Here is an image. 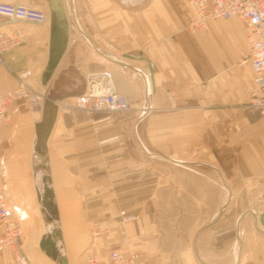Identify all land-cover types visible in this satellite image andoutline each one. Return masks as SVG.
Here are the masks:
<instances>
[{"label": "crops", "instance_id": "crops-1", "mask_svg": "<svg viewBox=\"0 0 264 264\" xmlns=\"http://www.w3.org/2000/svg\"><path fill=\"white\" fill-rule=\"evenodd\" d=\"M12 1L42 6L46 12L50 11L52 14L50 0ZM61 2L69 23L65 36L66 44L50 79L45 84L42 79L51 62L54 50L51 39L56 26L22 21L8 22L6 18L3 19L6 21L3 29L8 30L10 26L23 29L24 41L3 55L5 64L0 63V93L15 88L16 73L30 67L37 82L47 88L50 96L48 99H51L39 109L36 108L38 110L21 101L14 102L8 120L0 126V149L5 155L3 187L5 192L7 191L6 194L11 192L16 200L24 198L22 209H32L33 214L36 212L33 205L31 206L32 203L26 204V198L31 195L32 199L30 198L28 203L34 199L30 182L32 174L36 179L37 190L39 175L45 182V173L40 174L38 171L40 164L37 160L46 158V155L51 159V154L53 160H59L56 152L50 150V145L61 126L62 119L56 116L48 135L49 122L54 115L50 112L48 104L83 93L86 88V73L91 70L110 69L118 90L125 93L131 102L140 103L143 97L146 101L142 103V108L139 107L141 116L136 120L98 116L78 119L74 121L75 124L70 123L69 127L65 124V127L69 128V132L67 128L69 139L66 138L64 141V157L102 160L106 145V149L111 150L112 160L114 158L119 160L120 129L131 125L135 126L137 133L135 137L139 145L149 156L160 157L177 164H204L211 169L219 170L212 161L201 163L188 161L182 159V155L186 150L202 146L204 150L207 149L209 159L215 158L217 95L231 102L249 104L254 80L251 64L250 67L247 65L232 67V63L225 65L227 62L234 60L235 63L240 59L237 56L228 58L225 47L222 48L216 40L218 29L215 26L207 35L188 34L189 18L195 12V8L188 0L166 1L174 8V16L180 18L179 24L182 23V27L185 28L177 37L154 45L151 42V35L145 30L129 29L127 37L120 34L119 0H61ZM74 14H79L82 19L79 27L81 34H78L75 21H72ZM218 19L210 20L208 27L212 21ZM236 26L238 31L239 27ZM237 33L240 36L242 31ZM207 38H215V41L209 44L212 39L209 41ZM246 38L248 40L247 34ZM165 52L169 58L178 57L181 62L178 76L165 75V70L169 69L161 63ZM216 52L217 54L222 52L224 56H218L217 59ZM149 62L152 63L153 73ZM216 63L222 65L218 73L215 70ZM199 70L204 72L200 74ZM162 74L167 78L159 83ZM73 79L75 82H72ZM168 89L171 91L169 95L173 93V89L179 91L174 102L166 96ZM142 123L145 126L144 139L137 129ZM73 146L76 148L74 153L78 152V155L73 154ZM246 157L247 146L237 142L230 159L244 161ZM52 163L54 175L50 176L54 182L59 166L55 162ZM5 169L15 182L7 183L4 180ZM221 174L223 175L222 172ZM45 184L42 185L43 188ZM24 190L26 193H23ZM54 191L59 214L62 215L61 235L64 236L68 248V254L64 255L67 256L68 264H74L72 249L74 244L83 241L79 228H75L76 224L69 226L71 218H75L77 214L75 204L69 203L63 209L58 200L60 190L54 187ZM228 196L226 202H196L191 213L188 212L190 216L186 217L184 213L181 224L177 222L176 228L170 232L160 231L159 236L155 234L157 227L152 212L150 210L140 212V219L130 222L128 227L131 238L128 250L141 254L137 264H264V224L261 222L264 209L258 207L254 209L251 202H231V191ZM117 213L105 219L103 216L95 218L100 220L96 225L112 222L110 232L102 233V238L100 236L98 241L101 246L96 248L103 257H106L110 250L117 248L121 242L119 232L121 227L119 228V222L115 221ZM32 216L28 226L30 232L34 233L38 228H43L44 223L42 218ZM163 224L165 227L169 225L167 221ZM2 228L3 226L0 227V234L3 232ZM8 250L0 252L3 253L0 254V264H13L12 251L7 252Z\"/></svg>", "mask_w": 264, "mask_h": 264}, {"label": "rangeland", "instance_id": "rangeland-1", "mask_svg": "<svg viewBox=\"0 0 264 264\" xmlns=\"http://www.w3.org/2000/svg\"><path fill=\"white\" fill-rule=\"evenodd\" d=\"M166 1L137 0L135 2H125L124 0H119L121 12L120 34L127 37L129 29L145 30L148 35H151L152 45L167 42L177 37L185 26L182 27V23L179 24L180 18L177 19L174 16V8H171V5H168ZM35 7L43 8L37 5ZM47 12L51 16L50 11ZM130 14L132 17H130ZM1 19L3 20L4 18ZM72 21H75L78 34H81L79 31L80 23L82 22L80 15L74 14ZM50 24V22H47L45 25L49 26ZM236 25L239 27L238 31H242L241 35L244 34L243 37L238 35ZM213 26L218 29L216 31V40L219 41V45L222 48L223 46L225 47V53L228 58L232 59L237 56L241 60L243 55L249 51L248 40L246 38V34L248 36V27L237 18L214 20L207 29L196 32L186 31L190 36L200 33L207 35L210 34ZM211 39L207 38V40H211L209 44L215 41V38ZM211 50L214 51V49ZM166 53L164 54L165 57H163L165 61L161 62L166 69L169 68L165 70V75L167 77L170 74L178 76L181 62L178 60V57L169 58ZM218 56H224V54L219 52L216 55L217 59ZM227 64L235 67V65L249 66L250 63L241 64L240 61L234 63L233 60L232 62H227L225 65ZM216 66L215 70L218 73L220 71L219 67H222V65L216 63ZM173 68H176V70H173ZM200 72L202 74L204 71L201 70ZM166 76L160 75L159 83L163 79H166ZM72 82H75V80L73 79ZM34 85L41 90H46L48 98H50L45 86L37 82V80L36 82L34 81ZM170 92L168 89L166 93L167 98L170 96ZM178 93V89H173L171 95L174 96V100L178 96ZM232 93L234 94V92ZM75 96L66 100H60V102H49L48 108L50 112L57 114V118L62 119L61 126L57 129L50 145V150L56 152L59 160H53V154H51V159L47 158L46 155V158L37 160L40 164L38 171H40V174L45 173L44 179L46 182L50 186L57 187L60 190L58 200L62 204L63 209L69 203L75 204L77 214L75 218H71L72 222L69 223V226L72 227L73 224H76L75 228H79V234L83 236V241L74 244L72 249L73 258L75 259L74 264H82L88 254V250L94 240V228L98 226L96 225L97 221H100L95 220L97 216H103L105 219L118 212L115 221L119 222V228L126 227L128 231L126 239L120 234V244L124 242L125 246L129 249L131 238L128 227L130 223L123 224L120 222L119 212L121 210H127L138 215V219H140V212L145 213L144 210H150L152 218L156 222L157 229L155 234L159 236L160 231L164 233L166 231L170 232L176 228L177 222L181 224L185 214L186 217L190 216L196 202H226L230 191L231 202H251L254 209L257 207L261 210L264 209V115L258 110L251 109L248 104L231 102L217 95L215 102L217 120L215 158L209 159L207 149L204 150L202 146L186 150L182 155V159L188 161L200 163L212 161L219 168V170H214L204 164H177L167 159L149 156L139 145L135 137L137 135L135 126L131 125L121 127L120 129L119 160L115 158L112 160L111 150L106 149V145L103 150L102 160L99 158L82 159L79 157L70 159L69 157H64V141L66 138L69 139L67 128L70 126V123L75 124L74 121L78 119L88 117L91 119L98 116L136 120L141 116L139 107L142 108V103L146 101L145 97H143L140 103L131 102L132 109L126 112L88 113L72 107V104L75 102ZM229 104L232 106H229ZM65 124H67V128ZM144 127L143 123L137 127L142 139H144ZM71 136H74L73 132ZM237 142L247 146V157L244 161L230 159ZM72 150L73 154L78 155V152L74 153V150H76L74 146ZM1 154L4 171L5 155L2 151ZM52 162H55L59 166L54 182L52 181V176H50L54 175ZM4 175L6 176L4 180L7 183L9 181L11 183L15 182L7 173V170L4 172ZM48 176L51 177V182ZM35 180L32 174L30 182L33 188L32 194L34 199L28 203L31 195L29 198H26V204L30 205L32 203L31 206L33 205V208L36 210L34 214L32 213V209H22L23 207L21 206L24 198L16 200L11 192L8 191L9 194L7 193L9 200L16 208L17 214L22 217V223L25 228V250L32 264H37V262L40 264H64L60 256L55 260L40 247V241L44 234L51 237L50 235L54 233L55 228L61 230L62 215L60 216L59 213L54 214L49 208V204H45V202H49L50 200L45 197V190L42 186L45 182H43L42 176L39 175L37 179L38 190ZM23 193H26V191L24 190ZM54 200L56 201V197ZM96 205L97 208H95ZM188 212L190 213L188 214ZM32 215L42 218L44 223L43 228H38L34 233L30 232L28 226L29 220L33 218ZM166 221L169 223L168 227H165L163 224ZM0 227H2L1 224ZM97 240L99 241V237ZM57 244L62 254L68 252L64 236L57 239ZM98 247H95L93 252L98 253L96 249ZM7 252L11 251L8 250Z\"/></svg>", "mask_w": 264, "mask_h": 264}, {"label": "built area", "instance_id": "built-area-1", "mask_svg": "<svg viewBox=\"0 0 264 264\" xmlns=\"http://www.w3.org/2000/svg\"><path fill=\"white\" fill-rule=\"evenodd\" d=\"M195 8L188 22V30L196 32L207 29L209 21L222 18L240 19L248 27L249 51L240 60L241 64L250 63L254 71L253 86L250 92L251 109L264 115V0H188ZM8 22L22 21L34 24L50 22L49 14L43 9L16 1L0 0V63L5 64L4 53L24 41L23 29L10 26L3 29ZM17 86L0 93V126L8 120L11 105L16 101L27 104L30 108L41 107L48 95L34 85L35 74L32 68L26 67L16 73ZM85 91L75 96L72 107L88 113L126 112L132 109L130 98L119 91L114 75L110 69L91 70L86 73ZM174 101V96H169ZM138 215L127 210L119 212L120 222L128 224L138 219ZM0 252L12 251L13 264H32L25 250V228L22 217L17 214L15 206L9 200L3 187L2 154L0 151ZM111 222H104L94 228V240L82 264H137L141 254L130 251L124 242L110 250L106 257L93 252L98 247V237L111 230ZM120 234L126 239L128 231L122 227Z\"/></svg>", "mask_w": 264, "mask_h": 264}, {"label": "water", "instance_id": "water-1", "mask_svg": "<svg viewBox=\"0 0 264 264\" xmlns=\"http://www.w3.org/2000/svg\"><path fill=\"white\" fill-rule=\"evenodd\" d=\"M50 1H51V5H52V19L54 20V22H52V24L56 26V31L52 35V39H51V45H52L54 50L52 52L51 62L48 64V70L44 74L43 79H42V82L44 84L50 79L51 73L57 65L58 58L60 57L61 53L63 52V49H64L65 44H66L65 36H66L67 30H68V26L64 22L65 20L63 19L62 15L60 16V14H59V13H62L61 9H63V5H62L61 0H58L57 2H53V0H50ZM58 9H60L61 12L58 11ZM128 56H130V55L128 54ZM149 67H150L151 72L153 73L154 70H153V66H152L151 62H149ZM56 116H57V114H54L53 117L51 118L50 122H49L48 135L51 133V129H52V127L55 123V120H56ZM48 178H49V181L51 182V177L48 176ZM45 183H46L44 186L45 197L50 200L49 202H45V204H49V208L51 209V211L54 214H58L59 210H58L57 202L54 200V198H55L54 188L52 186H50L49 183L46 182V180H45ZM50 236L51 237L47 236V234H44L43 238L40 241V247L49 256H52L55 260L58 259V257L60 256L62 259V262L64 264H68L67 256L60 252V249H59L58 244H57V239L62 236L61 230L59 228H55L54 233L51 234Z\"/></svg>", "mask_w": 264, "mask_h": 264}, {"label": "bare ground", "instance_id": "bare-ground-1", "mask_svg": "<svg viewBox=\"0 0 264 264\" xmlns=\"http://www.w3.org/2000/svg\"><path fill=\"white\" fill-rule=\"evenodd\" d=\"M58 0H53V2H57ZM62 6V5H61ZM62 8V7H61ZM58 11H60V9H58ZM61 11H62V13H59L60 14V16L62 15V17H63V19L65 20L64 22L67 24V26L69 27V23H68V20H67V17H66V15H65V11H64V9H61ZM60 11V12H61ZM59 17V16H58ZM55 18V17H54ZM50 21H51V24H52V22H54V20L52 19V14H51V16H50ZM261 222L264 224V214H262L261 215ZM41 254V253H40ZM40 260V259H39ZM38 260V261H39ZM37 264H40V263H38L37 262ZM45 264V263H44Z\"/></svg>", "mask_w": 264, "mask_h": 264}]
</instances>
